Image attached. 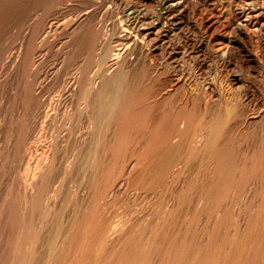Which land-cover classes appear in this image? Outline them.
Segmentation results:
<instances>
[{"label":"rangeland","instance_id":"1","mask_svg":"<svg viewBox=\"0 0 264 264\" xmlns=\"http://www.w3.org/2000/svg\"><path fill=\"white\" fill-rule=\"evenodd\" d=\"M172 3L173 0H64V2L63 0H0V122H2L3 119V125L0 129V146L5 139V133H8L12 130L14 137L18 136V150L21 152L20 153L16 149V151L12 153H15V157L20 156L21 158L24 153L23 146L27 144V141L34 142L35 136H37L41 131H52V129L48 128V126H44L42 124L43 120L46 119V107L48 109L49 102L58 98L60 94L66 93L64 89L66 90V88L72 84L71 82L74 81L76 75H80L82 81L87 83L88 80L92 81V79L98 76L96 73L97 70L100 71V68L102 67H109L110 62L108 61H111L109 59L112 57V53H114L116 48L123 46L119 45L121 42H123L121 40V36L127 32H130L127 21H125L126 13L134 12L138 16H145L146 22L153 21L158 27L157 30L160 31L158 36L159 38L157 37L158 41H156V39V42H152L153 45L146 42L143 44V46H141L142 43L140 42L137 47H131L127 58L122 59V61H124L123 64H125V70L121 74V78L113 80L104 91L107 98L116 96L118 99V103H115L114 105H117L115 107L119 108L118 110L115 107L113 109H115V112L120 115L119 120L123 127L122 129L124 133L119 153L120 155L118 154L120 158L116 162L115 153L117 149H115L116 146H113L112 129L114 127L115 118L117 119V116L119 115L112 110L113 113L107 116L108 120L106 122L108 131L105 137L106 143H103V145L105 144L103 149L105 150L106 147L107 149L105 150L106 152L102 154L103 157H105L103 158L104 160H102L104 161V168L107 173L105 199L109 212L107 210L106 213L108 214H106V217L109 221L116 220L115 225L117 228L130 235L129 236L126 235V233L121 232L122 234H120V238H112L111 241H109L111 244H109V249L112 251L115 249L119 254L128 255L134 249V244L136 245L138 243L139 253H141L142 258L145 260L144 264H178V257L180 256L177 257L174 255L177 253V255H183L187 252V255H185L186 264H227V261L228 264H264V258L260 256V250L255 248V243H258L261 237L264 236V227L262 229L254 227L257 212L259 211L261 205H263L262 201H264V178L261 184L259 182L262 178V170L260 173V169L262 167L260 164L258 166V173L260 174H258L257 171L253 172L251 169L252 163L250 162L252 161L248 162L250 159H255V154H253V152L256 151L257 154V151L262 148V144L264 143V116L261 117L264 115V0H184V4L186 5L184 6V11H186V13L188 12L187 14L189 16L181 20L177 17V15H175L177 12L170 13V15L167 12V9H163L167 8L169 4L171 5ZM254 8L258 9L257 13L255 12ZM85 10L86 12H89L87 13L88 15L86 14ZM146 11H148V13ZM146 13L149 15L147 16ZM86 15L89 17L86 18ZM233 15L236 16V20L238 22L233 20ZM84 17L86 19H84ZM150 17L154 20L150 19ZM245 19H248L253 23H255L254 21L256 20L258 21L255 23V28L258 29V31L255 29V31L258 32L257 34H255L256 32L253 31V27L246 28L242 25H239L241 23L243 24ZM53 20L54 22L56 21L59 23L62 21L64 25H67L71 22L78 23L80 21L81 23L84 22V25L80 23L81 26L79 25L78 29L75 31L77 33L74 31L68 32L66 29H59L56 30V32H50L47 37H45L44 34L40 36L38 34V30L41 29V27H38L43 26L40 23L51 22ZM244 28L248 29V31ZM70 32L74 34L72 35ZM30 37H34V41ZM154 37L155 35H152V38ZM41 39L46 40H44V42H40ZM41 43H44V45ZM37 44L44 47H40L35 51L36 47L34 46V48L33 45L38 46ZM101 49L104 50L101 52ZM216 49L219 51H216ZM34 52L36 54H34ZM8 55H13L14 57L19 55V60L21 61L22 59L20 62L22 65H19L18 68H10L9 65L4 66L1 61L5 60V57H8ZM33 58L36 59L35 61L37 65L35 63V65L32 66L31 62ZM63 59L64 62L62 61ZM101 61H103V63H100ZM5 69L9 70L6 71ZM34 70H36V72ZM4 72H6L7 75ZM42 72H48L46 81L37 77L42 75ZM207 82L213 83L214 90L216 89L215 91L217 92V97L212 96L213 94H211L209 90H205ZM64 84L67 85L65 86ZM180 84L183 85L181 86ZM83 91L84 93H88V89H81L79 93H83ZM168 91L171 92L169 93ZM194 94L196 96L198 95L197 97L199 98L194 96ZM139 98L142 99L140 100ZM44 101H46V103ZM194 101L199 102V104L197 102L194 103ZM74 103L73 106H76V99ZM194 104L197 106L195 105L194 107ZM209 105H212L210 110L208 109L210 107ZM41 107L42 109H40ZM174 107L176 109H174ZM188 107L190 109H188ZM182 110L189 112V114L194 117V125L199 122V118L202 120V116L206 115V112L207 120L208 115L215 116L216 114H224V116L225 114H228L231 118L228 115L226 116L227 120L224 125L227 126H223L224 128L222 127V129L225 130H222L221 135H218V137L222 135L223 137H217L216 143L214 145L215 147L213 146L211 153L202 151L199 153V155L193 154L183 160L184 164L182 162L176 163L177 165L173 164L172 161L174 160L175 156L179 157L180 155L174 154V157L173 155L169 157L172 163L169 162L168 164L165 160L166 162H162L163 165L160 166L163 169L158 167L160 171L158 168H155V170L157 169L158 171H155L154 168H152L149 170L152 173L146 169H142L143 172L141 170L140 173V168H142L141 166L144 163L142 160L140 161V158L146 156V158L149 159L153 155L152 153L150 154L146 152V148H149L147 147L149 146L147 144H150L151 142L149 141L151 140V136L155 137V135L159 134L162 130H169L172 125L171 117L173 118V116ZM13 111H15L17 114ZM232 111L234 114H232ZM62 112L63 111H60L59 114L57 113L53 130L55 132L59 131L63 137L65 136V142L63 144L66 147H60L62 151L60 149L58 151L59 155H57L56 165L43 183V197L41 201L37 203L38 205H36L37 207L33 213L31 214L30 212L26 217L28 223L30 221L31 223H29V235L26 239H24V242L26 245H28V247H31L32 252L26 256L18 257L12 252L9 253V251L4 250L6 245L9 246L13 244L14 241L13 238L9 239V229L8 227H4L2 223L0 225V264H74L73 262L78 256L77 253L75 254V246H73V250H69L68 246L66 245H64L65 248L63 250L60 249L62 247V239H65L71 235L69 231L75 232V228L73 230V226L71 224L73 222H78L82 218V213L85 210L84 205H86V201H84L82 197L83 193L87 192V189L92 188L91 192L94 194V199L98 194V186L96 184L97 178L95 175H97L99 171L100 165H98V163L101 164V160L100 157L96 155V140L95 142L93 141L90 145L91 147L88 148V151L90 149V153L86 152V149L77 150L79 153L74 151V136L78 134V131L80 132L81 129H83L85 125L83 122L84 119L82 120L81 113L77 111V113L75 112V117L73 116L74 119L72 117L70 122L66 124V119ZM197 113L198 116L196 115ZM43 114H45V116ZM258 115L259 117H257ZM196 117L199 118L196 119ZM161 122L162 125L160 124ZM197 125L200 126L201 124ZM247 130L250 132L253 131V133L257 130L259 135L257 132H255V134H250ZM261 132L263 133L262 135L260 134ZM243 138L245 141L242 140ZM247 138H249L251 141ZM175 139L177 138L174 137V139H171V145H176L178 140L176 141ZM173 140L176 142H173ZM256 140L262 141L257 142ZM247 141L249 144L246 143ZM255 147L257 148L255 149ZM142 151L144 153H142ZM74 152L77 154L76 156L74 155ZM12 153L10 160L15 158ZM104 154L106 155L104 156ZM222 155L227 156L224 157ZM73 156H75V158L78 156V159L75 161V163H77L74 168L72 159ZM245 156L247 157V162L244 161L246 160ZM14 160L16 161V159H12V162H10L11 164L13 163L12 166L10 164L8 167L6 166V169H9V173H11V171L13 173L19 170L18 168L22 167L21 165H23L21 163L22 160L17 158L18 162L21 164H19L17 161L14 163ZM170 164H172L174 167ZM131 166H133V168ZM243 166L245 167L243 168ZM128 168L130 169V173ZM164 168L168 170L166 171ZM7 170L4 168L0 175L5 174V172L8 174ZM163 170L166 172L163 173ZM146 171L152 176H149L150 174L148 177L146 176V182L144 179L142 180L144 183L142 182L141 184V181L137 180L139 177L137 175L139 173L147 174ZM155 172L157 173L155 174ZM166 175L168 176L166 177ZM253 175L255 176L253 177ZM136 176L137 178H135ZM152 177H154V179H150ZM225 177H227V179ZM117 178L118 182H121L125 179L124 181L127 180V183L123 181L124 184L121 187V192L118 195V198L115 199L113 197V200L110 198L113 196L111 191L115 187L114 184ZM152 180L154 183L149 184V181ZM155 180H158V183L155 182ZM58 183H60L58 195L59 206H57V210L55 209V211L49 212V209L45 208L43 205L44 197L46 196H44V193L47 194L52 186ZM141 186L143 187L141 188ZM1 189H3V187ZM248 190H250V192ZM163 193L165 194L163 195ZM226 196L228 199H226ZM176 198L179 199L177 200ZM222 202L225 204L223 205ZM41 203L45 209H42L43 206ZM220 205L222 206L220 207ZM231 205H233V207ZM180 209H182V216L181 213H178L180 212ZM184 210L186 211L185 214ZM176 213H178V215ZM30 214L33 216L32 218ZM74 214L75 218H73ZM218 215L220 216L218 217ZM221 220L222 222H220ZM169 221H173L171 225V222ZM175 221L177 224L174 223ZM162 222L163 226L160 227ZM138 224L141 225L138 226ZM49 226L52 227L50 228ZM64 227H66V230ZM243 227H245V230H243ZM69 228L72 229L69 230ZM152 228L155 231H152ZM247 228H249V230ZM49 229L53 234L49 231ZM157 229H159V231ZM165 229L168 230L166 231ZM180 229L181 231H179ZM139 231H143L142 234L144 235H141ZM145 232L148 233L145 234ZM149 232L153 234H149ZM159 232L163 235H161ZM32 233L35 235V237L34 235L32 236ZM211 234L213 235L211 236ZM232 234H234V238ZM140 236L143 237L141 238ZM180 236L182 237L180 238ZM174 239H177V242H175ZM178 239L181 242L179 241L178 243ZM189 239L193 241L189 242ZM171 240L174 242L172 243ZM187 241L189 244H186L188 243ZM75 242L76 241H74V243ZM218 243H223L220 244L222 246L220 247L221 250L218 248ZM250 243L253 245L252 247L250 246ZM176 244H179V246ZM147 245L149 247L148 249ZM157 246H159V248L161 246L160 251ZM175 246L178 247L176 250L174 249ZM140 247H142V249ZM225 248H227V250H225L226 252L223 250ZM181 249H184V252L181 251ZM149 250L152 254L149 252ZM173 250H175L174 255ZM198 250H200L201 254H203L202 260H194V254L197 253ZM166 253L167 256H165ZM169 254H171L172 257H169L171 256ZM204 254L206 255L204 256ZM175 258H177L176 261H174ZM116 264H118V262H116Z\"/></svg>","mask_w":264,"mask_h":264},{"label":"bare ground","instance_id":"2","mask_svg":"<svg viewBox=\"0 0 264 264\" xmlns=\"http://www.w3.org/2000/svg\"><path fill=\"white\" fill-rule=\"evenodd\" d=\"M94 1V0H93ZM168 1V0H167ZM64 2V0H63ZM165 3V2H164ZM68 5V4H67ZM172 5V6H171ZM169 4V6L167 8H163V9H167V12L170 14V13H173V12H177V17L181 19H185L187 16H189L186 11H184V6H186L184 4V0H173V3L172 4ZM97 6V5H96ZM98 7V6H97ZM165 7V5H164ZM245 7V6H244ZM258 7V5H257ZM261 8V7H259ZM136 9V8H135ZM253 9V8H252ZM255 9V8H254ZM94 11V10H93ZM251 11V10H250ZM262 11V10H261ZM86 12V10H85ZM84 12V13H85ZM148 13V11H146ZM165 12V13H167ZM255 12L257 13L258 12V9H255ZM83 13V14H84ZM89 13L88 11L86 12V14ZM146 13V14H147ZM249 13V12H248ZM253 13V12H252ZM82 14V15H83ZM236 14V13H235ZM234 14V15H235ZM85 15V14H84ZM88 15V14H87ZM86 15V16H87ZM123 15V14H122ZM149 14H147L148 16ZM171 15V14H170ZM233 15V16H234ZM48 16V15H47ZM153 16V15H152ZM226 16V15H225ZM232 16V17H233ZM251 16L253 17V15L251 14ZM258 16V15H257ZM262 16V15H261ZM80 17V16H79ZM89 16H87L86 18H88ZM125 17H126V20L127 21V24H128V27H129V31L130 32H127L125 33L123 36H121V40L123 42H121L119 45H123L122 47H119V48H116L114 50V53H112V57L109 59L111 61H108L110 62L109 64V67L106 66V68H100V71H96V73L98 74V76H96L94 79H92V81H89L86 83L84 81H82V78L80 77V75H76V77L74 78V81H72L69 85L68 88H66V90L64 89V91L66 93H62L60 94V96L52 101L49 102L48 104V109L46 107V119L43 120L42 124L44 126H48V128L52 129L49 130V131H41L39 132V134L37 136H35V140L34 142H28L27 141V144H25L23 146V149H24V153L22 155V159L19 157H15L16 155H14L15 153H12L14 151H16V149L18 150L19 149V142H18V139L17 137L18 136H15L14 137V134H13V131L11 130L10 132L8 133H5V139L3 141V143L1 144L0 146V173L1 171L5 168L6 169V166L8 167L9 164L12 166V164L10 162H12V159H16V161L18 162L17 158L22 160V164L21 165L22 167L18 168L19 170L15 171L12 173H9L8 170H7V173L5 172V174H2L0 175V187L3 189L0 188V225L2 224L4 227H8V234H9V239L10 238H13V244L7 246L6 244V247L4 248V250L6 251H9L12 252L15 256H18V257H21V256H26L27 254H29L30 252H32V249L31 247H28V245H26V243L24 242V239L27 238V236L29 235V231H30V226H29V223H31V221L28 223V221L26 220L27 218V215L31 212V214L33 213V211L36 209V205H38L37 203L41 201L42 197H43V193H42V186H43V183L45 182L46 178L49 176V174L51 173L52 169L55 167L56 165V160H57V155L58 154V151L60 149V147L62 148L63 146H65L63 143L65 142V136L63 137V135H61L58 132H55L53 129H54V123H55V120H56V116H57V113L59 114L60 111H63V115L66 119V124L70 122V120L72 119V117L75 114V112L77 113V111H79L82 115V120L84 119V127L83 129H81V131L79 132L78 131V134H76V136H74V146H75V150L77 153H79L77 150H82V149H86L88 153H90V149L88 151V148H90L92 142L96 140V148H97V154L99 157H100V160L98 158V160L100 161L101 164L98 163L99 166V171L97 173L96 176V184L98 186V194L97 196L95 197V199L93 198V195L92 192H91V189L92 188H89L87 189V192H84L82 197L84 199V201H86V205L85 206V210L83 211L82 213V218L78 221V222H73L71 225L73 226V230L75 228V232L73 234V232L69 231V233L71 234L69 237H66L65 239H62V247L60 248L61 250H63L65 248L64 245L68 246V249L69 250H73V246H75V254L77 253V257L75 259V261L73 262L74 264H112V263H115L118 262V264H144V259L142 258V255L141 253H139V245L138 243L135 245L134 244V249L130 250V254L128 255H122V254H119L115 249L112 251L109 249V241H111V239L113 238H120V234H122L121 232H123L121 229H118L117 226L115 225V221L114 220H111L109 221L106 217V213L107 212V202H106V199H105V186H106V180H107V173L105 171V168H104V159L105 157H103V153L106 152L103 148H104V145L103 143L105 141V137H106V133L108 131L107 129V120H108V115L113 113L112 110L115 112V109H113L115 106L117 105H114L115 103H118V99L117 97H106L104 91L106 89V87H108V85L113 81V80H116L118 78H121V74L123 73V71L125 70L124 69V61H122V59L124 58H127V56L129 55V51L131 50V47H137L140 42L142 43L141 46H143L144 43H149L151 45L152 42H154L157 37L159 36V30H157V26L156 24L152 21V22H146V17L145 16H138L137 14H135L134 12H130V13H126L125 14ZM155 17V16H154ZM171 17H174V16H171ZM240 17V16H239ZM251 17V18H252ZM260 17V15H259ZM82 18V17H81ZM84 17V19H86ZM176 18V17H175ZM250 18V17H249ZM256 18V16H255ZM44 19V18H43ZM42 19V20H43ZM48 19V18H47ZM77 19V18H76ZM91 19V18H90ZM150 19H152L150 17ZM233 19V18H232ZM242 19V18H241ZM50 20V18H49ZM154 20V19H152ZM160 20V18H159ZM157 20V21H159ZM233 20H236V16H234V19ZM232 20V21H233ZM240 20V19H239ZM33 21V20H32ZM31 21V22H32ZM41 21V20H40ZM47 21V20H46ZM59 21V20H58ZM61 21V20H60ZM77 21V20H76ZM88 21V19H87ZM86 21V22H87ZM156 21V22H157ZM164 21V20H163ZM183 21V20H182ZM237 21V20H236ZM36 22V21H35ZM38 22V21H37ZM43 22V21H42ZM62 22V21H61ZM59 23V22H54L51 21V22H44V23H40L41 25L43 26H39L38 28L41 27V29L38 30V34L41 36L44 34L45 37H47V35L50 33V32H56V30H63V29H66L69 31H76L80 25V21L77 23H69V24H65L62 22V23ZM161 22V21H159ZM158 22V23H159ZM238 22V21H237ZM242 22V21H241ZM255 23L258 22L257 20L254 21ZM91 23V22H90ZM89 23V24H90ZM234 23V22H232ZM255 23H253L252 21L250 20H246L244 21V23L242 24H239V25H242L243 27H246V28H250V27H253L255 31ZM84 25V22L81 23ZM87 24V23H86ZM85 24V25H86ZM88 24V26H89ZM23 25V24H22ZM24 26V25H23ZM81 26V25H80ZM241 26V27H242ZM263 26V24H262ZM242 27V28H243ZM244 28L245 30L248 31V29ZM261 28V27H260ZM259 28V29H260ZM161 29V28H160ZM263 29V27H262ZM93 30V29H92ZM105 30V29H103ZM128 30V29H127ZM250 30V29H249ZM258 31V29H256ZM102 31V30H101ZM252 31V30H250ZM255 31L257 34L258 32ZM63 32V31H62ZM264 32V30H263ZM67 33V32H66ZM71 33V32H70ZM77 33V32H75ZM262 33V32H261ZM36 34V33H35ZM37 34V35H38ZM54 34V33H52ZM57 34H58V31H57ZM60 34H61V31H60ZM72 34V33H71ZM74 34V33H73ZM72 34V35H73ZM99 34V33H98ZM254 34V33H253ZM94 35V34H93ZM109 35V34H108ZM152 35H155L154 38H152ZM50 37V36H49ZM31 38V37H30ZM34 38V37H33ZM33 38H31L33 40ZM55 38V37H54ZM68 38V37H67ZM119 38V37H118ZM159 38V37H158ZM35 39V38H34ZM44 40L46 39H41L40 42H44ZM34 41V40H33ZM55 41V40H54ZM117 41V40H116ZM158 41V39L156 40ZM155 41V42H156ZM15 42V41H14ZM31 43V42H30ZM209 43V42H208ZM219 43V42H218ZM34 44V43H32ZM36 44V43H35ZM42 45H44V43H41ZM38 46L36 45H33V47L35 48V51L37 49H39L40 47H44V46H39V44H37ZM118 45V44H117ZM27 46V45H26ZM102 46V45H101ZM140 46V47H141ZM148 46V44H147ZM158 46V45H157ZM18 47V46H17ZM32 47V49H33ZM139 47V48H140ZM145 47V46H144ZM31 48V47H30ZM151 48V47H150ZM153 48V47H152ZM157 48V47H156ZM4 49V48H3ZM48 49V48H47ZM71 49V48H70ZM158 49V48H157ZM104 50V49H103ZM101 49V52L103 51ZM134 50V49H133ZM141 50V48H140ZM149 50V49H148ZM147 50V51H148ZM143 51V50H142ZM141 51V53H142ZM151 51V50H150ZM215 51V50H213ZM216 51H219L218 49H216ZM215 51V52H216ZM22 52V51H21ZM33 52V51H32ZM31 52V53H32ZM66 52V51H65ZM68 52V51H67ZM24 53V52H22ZM30 53V54H31ZM63 53V52H62ZM106 53V52H105ZM148 53V52H147ZM218 53V52H216ZM26 54V52H25ZM29 54V56H30ZM34 54H36L34 52ZM33 54V55H34ZM40 54V53H38ZM64 54V53H63ZM102 54V53H101ZM137 54V53H136ZM17 55V54H16ZM22 55V54H21ZM109 55V54H108ZM163 55V54H162ZM23 57V56H22ZM21 57V58H22ZM96 57V55H95ZM104 58V57H103ZM130 58V57H129ZM138 58V57H137ZM20 57L19 55L14 57L13 55H8V57L6 56L5 57V60L1 61V63H3L4 66H8L10 68H18L19 65H22L20 64L21 61L19 60ZM34 59V60H33ZM32 59V66L35 65L36 63V59L33 58ZM39 59V58H38ZM69 59V58H68ZM139 59V58H138ZM26 60V59H25ZM28 60V59H27ZM98 60V59H97ZM104 60V59H103ZM24 61V60H23ZM30 61V60H29ZM41 61V60H40ZM64 62V59L62 60ZM126 61V59H125ZM139 61V60H138ZM30 63V64H31ZM71 63V62H70ZM100 63H103V61H101ZM37 65V63H36ZM39 65V64H38ZM55 65V64H54ZM31 66V65H30ZM131 66V65H129ZM1 67V66H0ZM71 67V66H70ZM100 67V66H99ZM3 68V67H2ZM81 68V67H80ZM1 69V68H0ZM4 69V68H3ZM31 69V68H30ZM36 69V68H34ZM39 69V68H38ZM92 69V67H91ZM6 71H8L7 69H5ZM12 70V69H11ZM25 70V69H24ZM45 70V69H44ZM58 70V69H57ZM61 70V69H60ZM21 71V70H20ZM28 71V70H27ZM36 72V70H34ZM54 71V70H53ZM11 72V71H9ZM8 72V74H9ZM39 72V71H38ZM56 72V71H55ZM54 72V73H55ZM82 72V71H81ZM127 72V71H126ZM211 72V71H210ZM6 73V72H4ZM3 73V74H4ZM43 73V72H42ZM51 73V72H50ZM89 73V72H88ZM57 74V73H56ZM7 75V73H6ZM5 75V76H6ZM12 75V74H10ZM39 75V74H38ZM96 75V74H95ZM201 75V74H200ZM36 76V75H35ZM34 76V77H35ZM86 76V75H85ZM39 77V79L41 80H45L47 79L48 77V72H44L42 75H39L37 76ZM72 77V76H71ZM91 77V76H90ZM5 78V77H4ZM29 78V77H28ZM86 78V77H85ZM36 79V78H35ZM50 79V78H49ZM73 79V78H72ZM179 79V78H178ZM199 79V78H198ZM53 80V79H52ZM71 80V79H70ZM200 80V79H199ZM8 81V80H7ZM29 81V80H28ZM38 81V80H37ZM44 81V82H45ZM150 81V80H149ZM191 81V80H190ZM148 82V81H147ZM194 82V81H193ZM8 83V82H7ZM46 83V82H45ZM44 83V84H45ZM53 83V81H52ZM59 83V82H58ZM68 83V82H67ZM54 84V83H53ZM61 84V83H60ZM156 84V82H155ZM177 84H178V81H177ZM194 84V83H193ZM215 84V83H214ZM20 85V84H19ZM65 85V84H64ZM67 85V84H66ZM65 85V86H66ZM119 85V84H118ZM176 85V83H175ZM174 85V86H175ZM181 85V84H180ZM183 85V84H182ZM181 85V86H182ZM207 86L205 87V90H209L211 94H213L212 96H216L217 97V92L214 90V87H213V83L212 82H207L206 84ZM63 86V87H65ZM23 87V86H22ZM46 87V86H44ZM60 87V86H59ZM185 87V86H184ZM48 88V87H47ZM90 88V89H89ZM180 88V87H179ZM36 89V88H35ZM63 89V88H62ZM81 89H88V93H79V91ZM174 89V88H173ZM176 89L178 90V88L176 87ZM184 89V88H183ZM37 90V89H36ZM78 90V91H77ZM109 90V89H108ZM156 90V89H155ZM170 90V89H169ZM172 90V89H171ZM78 93H77V92ZM110 91V90H109ZM107 91V92H109ZM122 91V90H121ZM125 91V89H124ZM69 92V93H68ZM72 92V93H71ZM115 92V91H114ZM155 92V91H154ZM169 92V91H168ZM171 92V91H170ZM169 92V93H170ZM175 92V91H174ZM186 92V91H185ZM192 92V91H191ZM200 92V91H199ZM206 92V91H205ZM173 93V92H172ZM193 93V92H192ZM16 94V93H15ZM27 94V93H26ZM119 94V93H117ZM168 94V93H167ZM178 94V93H176ZM55 95V94H54ZM116 95V94H115ZM189 95V93H188ZM191 95V94H190ZM224 95V94H223ZM18 96V95H17ZM22 96V95H21ZM43 96V95H42ZM193 96V94H192ZM194 96H196L194 94ZM198 96V95H197ZM196 96V97H197ZM204 96V95H203ZM222 96V95H221ZM30 97V96H29ZM53 97V96H52ZM144 97V96H143ZM142 97V98H143ZM154 97V96H153ZM158 97V96H157ZM168 97V96H167ZM185 97V96H184ZM182 97V98H184ZM17 98V97H16ZM54 98V97H53ZM110 98V99H109ZM141 98V99H142ZM145 98V97H144ZM199 98V97H197ZM204 98V97H203ZM209 98V97H208ZM220 98V97H218ZM75 99H76V102H77V105L76 106H73L75 103ZM122 99V98H121ZM140 99V98H139ZM140 99V100H141ZM176 99V98H175ZM187 99V98H186ZM193 99V97H192ZM228 99V98H227ZM19 100V98H18ZM24 100V99H23ZM29 100V99H28ZM31 100V99H30ZM44 100V99H43ZM183 100V99H182ZM195 100V99H194ZM197 100V99H196ZM4 101V100H3ZM7 101V100H6ZM10 101V100H9ZM34 101V100H33ZM36 101V100H35ZM41 101H42V98H41ZM146 101V100H145ZM181 101V100H180ZM187 101V100H185ZM191 101V100H190ZM189 101V102H190ZM220 101V100H219ZM1 102V101H0ZM12 102V101H11ZM20 102V101H19ZM46 103V101H44ZM140 102V101H138ZM136 102V103H138ZM150 102V101H149ZM178 102V101H177ZM182 102V101H181ZM180 102V103H181ZM193 102V100H192ZM197 102V101H196ZM194 101V103H196ZM210 102V101H209ZM8 103V102H7ZM37 103V102H36ZM44 103V104H45ZM74 103V104H73ZM175 103V102H174ZM183 103V102H182ZM185 103V102H184ZM199 104V102H197ZM228 103V102H227ZM179 104V103H178ZM193 104V103H192ZM208 104V103H206ZM32 105V104H31ZM40 105V104H39ZM196 104H194V107H195ZM246 105V104H245ZM3 106V105H2ZM13 106V105H12ZM16 106V105H15ZM41 106V105H40ZM73 106V108H72ZM119 106V104H118ZM141 106V105H140ZM173 106V104H172ZM182 106V104H181ZM192 106V105H191ZM197 106V105H196ZM207 106V105H206ZM210 106V105H209ZM212 106V105H211ZM211 106L208 108L210 110ZM223 106V105H222ZM138 107V106H137ZM15 108V107H14ZM116 108V107H115ZM119 108V107H118ZM118 108H116L118 110ZM178 108V107H177ZM198 108V107H197ZM18 109V108H17ZM42 109V107L40 108ZM131 109V108H130ZM129 109V110H130ZM134 109V108H133ZM174 109H176L174 107ZM179 109V108H178ZM188 109H190L188 107ZM195 109V108H194ZM35 110V109H34ZM173 110V109H172ZM192 110V109H191ZM212 110V109H211ZM1 111V110H0ZM17 111V110H16ZM52 111V112H51ZM157 111V110H156ZM171 111V110H170ZM213 111V110H212ZM6 112V111H5ZM14 113H16L15 111H13ZM51 112V113H50ZM192 112V111H191ZM198 112V111H197ZM230 112V111H229ZM261 112V111H260ZM41 113V112H40ZM39 113V114H40ZM79 113V114H80ZM117 113V112H115ZM130 113V111H129ZM128 113V115H129ZM132 113V112H131ZM169 113V112H168ZM215 113V112H213ZM17 114V113H16ZM118 114V113H117ZM171 114V113H170ZM204 114V113H203ZM232 114L233 111H232ZM231 114V115H232ZM42 115V113H41ZM45 116V114H43ZM119 115V114H118ZM127 115V117H128ZM165 115V114H164ZM193 115V114H192ZM198 116V113L196 114ZM202 115V114H201ZM206 115H207V112H206ZM206 115H203L202 116V120L201 118L199 117H196L199 118L201 120H199L198 123H196V125H194V117L191 116V114H189V112H186L184 110H182L181 112L177 113L175 116H173V118L171 117V120H172V125H171V128H169V130L167 131H161L159 134L155 135L154 136H151V141L150 144H147L149 146V148H146V152L147 153H152V157H150L149 159L145 157L143 158H140V161L142 160L144 163L142 164V168H140V173H141V170H151L152 168H162L160 167L162 164V162H166L169 164V162H171V159L169 157H171V155H173L174 157V154H177V155H180L179 157H174V160L172 161L173 164L177 165L176 163H182L184 164V161L185 158H187L188 156H191L193 154H196V155H199L200 152H207V153H211L212 150H213V146L215 145L216 143V139L218 137V135L220 134L221 135V131L222 130H225V129H222L223 126H225V122L227 120V115L228 114H224L223 115H208V120L206 119ZM32 116V114H31ZM229 116V115H228ZM264 115H262L261 117H263ZM14 117V116H13ZM75 117V116H74ZM73 117V119H74ZM112 117V116H111ZM118 118L116 119L115 118V123H114V127H113V131H112V140H113V146H116L115 149H117L116 153L114 151V153L116 154L115 156V160L117 162V160H119V156L118 154L120 153V148H121V144H122V140H123V137H124V133H123V127L121 125V122H120V115L117 116ZM166 117V116H165ZM230 117V116H229ZM228 117V118H229ZM255 117V116H253ZM259 117V115L257 116ZM8 118V117H7ZM19 118V117H18ZM32 118V117H31ZM107 118V119H106ZM231 118V117H230ZM229 118V120H230ZM22 119V118H21ZM37 119V118H36ZM78 119V118H77ZM260 119V118H259ZM258 119V120H259ZM264 119V118H263ZM12 120V119H11ZM63 120V119H61ZM114 120V119H113ZM228 120V121H229ZM34 121V120H33ZM74 121V120H73ZM161 121V120H160ZM262 121V120H261ZM260 121V123H261ZM264 121V120H263ZM57 122V121H56ZM79 122V120H78ZM159 122V121H158ZM163 122V121H162ZM162 122L160 123L162 125ZM244 122V121H243ZM23 123V122H22ZM29 123V122H28ZM59 123V122H58ZM233 123V122H232ZM258 123V122H257ZM7 124V123H6ZM24 124V123H23ZM65 124V125H66ZM181 124V125H179ZM197 124H201L200 126L197 125ZM251 124V123H250ZM3 125V119H2V122H0V129L2 128L1 126ZM64 125V124H63ZM170 125V124H168ZM5 126H8V125H5ZM60 126V125H59ZM124 126V125H123ZM158 126V124H157ZM227 126V125H226ZM225 126V127H226ZM264 126V125H263ZM262 126V127H263ZM12 127V126H11ZM15 127V126H14ZM20 127V126H19ZM67 127V126H66ZM231 127V126H230ZM167 128V127H166ZM224 128V127H223ZM234 128V127H233ZM255 128V127H254ZM15 129V128H14ZM17 129V128H16ZM56 129V128H55ZM79 129V128H78ZM77 129V130H78ZM158 129V128H157ZM240 129V128H239ZM245 129V128H244ZM247 129V128H246ZM253 129V128H252ZM43 130V129H42ZM60 130V129H59ZM15 131V130H14ZM248 131V130H247ZM262 131V130H261ZM75 132V131H74ZM137 132V131H136ZM250 134H255V132H257V130L253 133L248 131ZM3 133V132H2ZM143 133V132H142ZM158 133V132H157ZM225 133V132H224ZM229 133V132H228ZM264 133V132H263ZM262 132L260 133L261 135L263 134ZM74 134V135H75ZM147 134V133H146ZM250 134H249V137H250ZM258 134V132H257ZM17 135V134H16ZM225 135V134H224ZM259 135V134H258ZM226 136V135H225ZM174 137H176L177 139H175L176 141L178 140V142L176 143V145H171V139ZM220 137H223L220 136ZM218 137V138H220ZM230 137V136H229ZM228 137V139H229ZM242 137V136H241ZM256 138V137H255ZM34 139V138H32ZM249 139V138H247ZM262 139V137H261ZM30 140V139H29ZM173 140V142L175 141ZM244 140V138L242 139ZM250 140V139H249ZM248 140V141H249ZM146 141V140H145ZM175 141V142H176ZM245 141V140H244ZM248 141L246 143H248ZM251 141V140H250ZM257 141V140H256ZM262 141V140H261ZM261 141H257V142H261ZM263 143V142H262ZM239 144V143H238ZM244 144V143H243ZM249 144V143H248ZM247 144V145H248ZM257 144V143H256ZM144 145V144H143ZM142 145V146H143ZM217 145V144H216ZM246 145V144H245ZM244 145V146H245ZM95 146V145H94ZM229 146V145H228ZM254 146V145H253ZM66 147V146H65ZM215 147V146H214ZM221 147V146H220ZM243 147V146H242ZM247 147V146H246ZM249 147V145H248ZM222 148V147H221ZM257 147H255L256 149ZM130 149V148H129ZM228 149V148H227ZM230 149V148H229ZM249 149V148H248ZM254 149V150H255ZM61 150V149H60ZM142 150V149H141ZM233 150V149H231ZM230 150V151H231ZM20 152V150H18ZM62 151V150H61ZM221 151V150H220ZM242 151V150H241ZM240 151V152H241ZM251 151V149H250ZM253 151V150H252ZM248 152V151H246ZM11 153L14 155L15 158H12L10 160V156H11ZM21 153V152H20ZM70 153V152H69ZM75 153V152H74ZM138 153V152H137ZM142 153H144L142 151ZM219 153V152H218ZM244 153V152H243ZM114 154V155H115ZM249 154V153H248ZM253 154H255V159H250L248 160L249 161H252L250 163H252L251 165V169L253 172H256L258 173V166L260 164V166L262 167L260 169V173H261V170H262V178L261 180L259 181L261 184H262V180L264 178V143L262 144V148H260V150L257 151V154H256V151L253 152ZM75 156L77 155L76 153L74 154ZM106 154H104L105 156ZM120 155V154H119ZM156 155V156H154ZM247 155V153H246ZM17 156H18V153H17ZM69 156V155H68ZM75 156H73L75 158ZM80 156V155H79ZM87 156V155H86ZM92 156V155H91ZM97 156V157H98ZM141 156V155H140ZM151 156V155H150ZM224 156V155H222ZM221 156V157H222ZM227 156V155H226ZM224 156V157H226ZM248 156V155H247ZM250 156V155H249ZM63 157V156H62ZM73 159V168L74 166L76 165L75 161L76 159H78L77 157ZM88 157V156H87ZM220 157V158H221ZM223 157V158H224ZM240 157V156H239ZM246 157V156H245ZM66 158V157H65ZM135 158V157H134ZM139 158V157H138ZM196 158V157H195ZM198 158V156H197ZM244 158V157H243ZM242 158V159H243ZM249 158V157H248ZM251 158V157H250ZM70 159V160H72ZM96 159V157H95ZM103 159V160H102ZM170 159V161H169ZM19 160V161H20ZM83 160V159H82ZM93 160V159H92ZM91 160V161H92ZM133 160V159H132ZM166 160V161H165ZM210 160V159H209ZM14 160V163L16 162ZM138 161V160H136ZM148 161V162H147ZM175 161V163H174ZM197 161V160H196ZM199 161V160H198ZM206 161V160H205ZM245 162H247V157H246V160H244ZM146 162V163H145ZM171 162V163H172ZM186 162V161H185ZM203 162V160H202ZM220 162V161H218ZM240 162V161H239ZM19 163V162H18ZM19 163V164H21ZM121 163V162H120ZM141 163V162H139ZM165 163V164H166ZM210 163V162H209ZM189 164V163H187ZM239 164V163H238ZM86 165V164H85ZM135 165V164H134ZM172 165V164H170ZM186 165V164H185ZM184 165V166H185ZM229 165V164H228ZM10 166V168H11ZM19 166V165H18ZM17 166V167H18ZM66 166V165H65ZM129 166V165H127ZM126 166V167H127ZM168 166V165H166ZM165 166V167H166ZM173 166V165H172ZM188 166V165H187ZM222 166V165H221ZM71 167V166H70ZM98 167V166H97ZM133 168V166H131ZM140 167V166H139ZM174 167V166H173ZM234 167V166H233ZM245 166H243L244 168ZM250 167V166H249ZM82 168V167H80ZM118 168V167H117ZM131 168V169H132ZM158 168V169H159ZM170 168V167H169ZM180 168V167H179ZM184 168V167H183ZM220 168V167H219ZM12 169V168H11ZM96 169V168H95ZM129 169V168H128ZM137 169V168H136ZM163 169V168H162ZM200 169V168H199ZM225 169H226V165H225ZM125 170V169H124ZM139 170V168H138ZM142 170V172H143ZM164 170H166L164 168ZM163 170V173H165ZM188 170V169H187ZM185 170V171H187ZM242 170V169H241ZM93 171V170H92ZM146 171V172H147ZM155 171H158L157 169ZM160 171V169H159ZM200 171V170H199ZM4 172V171H3ZM139 172V171H138ZM137 172V173H138ZM150 173H152L151 171H149ZM242 172V171H241ZM252 172V173H253ZM129 173H130V169H129ZM139 173V174H140ZM147 172V174L145 173H142V174H138L137 176L138 177V181H141L140 183L142 184V182L144 183V180L146 178V176L148 177V175L150 174ZM157 172H155L156 174ZM168 173V172H167ZM251 173V174H252ZM258 173V174H260ZM120 174V173H118ZM136 174V173H135ZM223 174V173H222ZM244 174V173H243ZM250 174V175H251ZM159 175V174H158ZM164 175V174H163ZM180 175V174H179ZM242 175V174H241ZM246 175V173H245ZM257 175V174H256ZM137 176L135 178H137ZM149 176H152L151 174ZM168 175H166L167 177ZM234 176V175H233ZM255 175H253L254 177ZM83 177V176H82ZM132 177V176H131ZM156 177V176H155ZM175 177V176H174ZM248 177V176H247ZM258 177V176H257ZM71 178V177H70ZM124 178V177H123ZM161 178V177H160ZM163 178V177H162ZM177 178V177H176ZM227 179V177H225ZM224 178V179H225ZM252 178V176H251ZM150 179H154V177L150 178ZM149 179V180H150ZM157 179V178H156ZM219 179V178H218ZM242 179V178H241ZM254 179V178H253ZM91 180V179H90ZM125 180V179H124ZM123 180V181H124ZM129 180V179H128ZM160 180V179H158ZM158 180L155 182L158 183ZM250 180V179H249ZM80 181H83V180H80ZM112 181V180H111ZM121 181V182H118V178L115 182V187L114 189L111 191L112 193V198L113 197L115 199L118 198V195L120 194L121 192V187L122 185L124 184V182L126 181ZM153 181V180H152ZM149 181V184L151 183H154V181ZM256 181V180H255ZM132 182V181H131ZM145 182H146V179H145ZM163 182V181H162ZM218 182V181H217ZM225 182V181H224ZM223 182V183H224ZM253 182V180H252ZM50 183V182H49ZM83 183V182H82ZM127 183V182H126ZM138 183V182H137ZM136 183V184H137ZM139 183V184H140ZM222 183V184H223ZM238 183V182H236ZM235 183V184H236ZM60 183L58 184H55L54 186H52V188L47 192V194L44 193V206L45 208L49 209V212H52V211H55V209L57 208L58 205V195H59V189H60ZM148 184V185H149ZM179 184V183H178ZM194 184V183H193ZM252 184V183H251ZM47 185V184H46ZM135 185V183H134ZM138 185V184H137ZM145 185V184H143ZM157 185V184H156ZM160 185V183H159ZM167 185V184H166ZM165 185V186H166ZM188 185V184H187ZM234 185V184H233ZM255 185V184H254ZM112 186V185H111ZM183 186V185H182ZM192 186V185H191ZM223 186V185H222ZM227 186V185H226ZM237 186V185H236ZM143 186H141L142 188ZM148 187V186H147ZM153 187V186H152ZM217 187V186H216ZM254 187V186H253ZM50 188V187H49ZM97 188V187H96ZM188 188V187H186ZM225 188V187H224ZM223 188V189H224ZM228 188V187H227ZM108 189V188H107ZM149 189V188H148ZM234 189V188H233ZM80 190V189H79ZM140 190V189H139ZM145 190V189H144ZM143 190V191H144ZM151 190V189H150ZM149 190V191H150ZM166 190V189H165ZM193 190V188H192ZM227 190V189H226ZM86 191V190H85ZM171 191V190H170ZM187 191V190H186ZM198 191V190H197ZM216 191V190H215ZM225 191V189H224ZM229 191V190H228ZM235 191V190H234ZM250 192V190H248ZM142 192V191H141ZM157 192V190H156ZM219 192V191H218ZM222 192V191H221ZM226 192V191H225ZM256 192V191H255ZM95 193V192H93ZM108 193H109V190H108ZM148 193V192H147ZM151 193V192H150ZM177 193V192H176ZM183 193V192H182ZM186 193V192H185ZM200 193V192H199ZM228 193V192H227ZM232 193V192H231ZM154 194V193H153ZM160 194V193H159ZM165 193H163L164 195ZM245 194V193H244ZM96 195V194H95ZM152 195V194H151ZM179 195V193H178ZM194 195V194H193ZM248 195V194H247ZM254 195V193H253ZM256 195V194H255ZM195 196V195H194ZM199 196V195H197ZM216 196V195H215ZM225 196V195H224ZM130 197V196H129ZM156 197V195H155ZM182 197V196H181ZM190 197V196H189ZM222 197V196H221ZM246 197V196H245ZM132 198V197H131ZM161 198V196H160ZM163 198V197H162ZM184 198V197H183ZM194 198V197H193ZM218 198V196H217ZM250 198V197H249ZM150 199V198H149ZM152 199V198H151ZM158 199V197H157ZM170 199V198H169ZM177 199V198H176ZM179 199V198H178ZM177 199V200H178ZM225 199V198H224ZM226 199L227 196H226ZM225 199V200H226ZM246 199V198H245ZM81 200V199H80ZM114 200V199H113ZM184 200V199H183ZM193 200V199H192ZM43 201V200H42ZM190 201V199H189ZM216 201V200H215ZM231 201V200H230ZM260 201V200H259ZM164 202V201H162ZM226 202V201H225ZM255 202V201H254ZM253 202V203H254ZM83 203V202H82ZM189 203V202H188ZM220 203V202H219ZM223 203V202H222ZM62 204V203H61ZM161 204V203H160ZM177 204V203H176ZM175 204V205H176ZM184 204V203H183ZM181 204V205H183ZM201 204V203H200ZM225 203H223L224 205ZM232 204V203H231ZM259 204V203H258ZM262 204L259 211L257 212V216L255 218V222H254V227L255 228H263L264 227V201H262ZM42 205V203H41ZM42 205V206H43ZM75 205V204H74ZM82 205V204H81ZM120 205V204H119ZM169 205V204H168ZM208 205V204H207ZM237 205V204H236ZM41 206V208H42ZM43 206L42 209H45ZM76 206V205H75ZM83 206V207H84ZM163 206V205H162ZM165 206V205H164ZM222 205H220L221 207ZM229 206V205H228ZM233 207V205H231ZM61 207V205H60ZM75 208V207H74ZM143 208V207H142ZM163 208V207H162ZM182 208V207H180ZM185 208V207H183ZM187 208H188V205H187ZM216 208V207H215ZM171 209H174V208H171ZM177 209V208H176ZM210 209V208H209ZM57 210V209H56ZM62 210V209H61ZM75 210V209H74ZM154 210V209H153ZM159 210V209H157ZM164 210V209H163ZM181 210L180 209L178 213H181ZM189 210V209H188ZM198 210V209H197ZM46 211V210H45ZM44 211V212H45ZM146 211V210H145ZM149 211V210H148ZM178 211V210H177ZM185 211V210H184ZM183 211V212H184ZM190 211V210H189ZM222 211V210H220ZM43 212V211H42ZM109 212V210H108ZM114 212V211H113ZM112 212V213H113ZM132 212V211H131ZM235 212V211H234ZM81 213V212H80ZM152 213V212H151ZM166 213V212H165ZM164 213V214H165ZM174 213V212H173ZM172 213V214H173ZM178 213H176L178 215ZM186 213V211L184 212V214ZM251 213V212H250ZM30 214V215H31ZM44 214V213H43ZM136 214V213H135ZM134 214V215H135ZM143 214V213H142ZM190 214V212H189ZM225 214V213H224ZM249 214V213H248ZM144 215V214H143ZM175 215V214H174ZM180 215V214H179ZM183 214L181 213V216ZM221 215V214H220ZM218 215V217L220 216ZM228 215V214H227ZM239 215V214H238ZM244 215V214H243ZM75 214L73 215V218ZM114 216V215H113ZM132 216V215H131ZM155 216V215H154ZM168 216V214H167ZM190 216V215H189ZM188 216V217H189ZM248 216V215H247ZM33 216L31 215V218ZM38 217V216H37ZM67 217V216H66ZM65 217V218H66ZM153 217V216H151ZM192 217V215H191ZM208 217V216H207ZM238 217V216H237ZM29 218V217H28ZM39 218V217H38ZM112 218V217H111ZM122 218V217H121ZM168 218V217H167ZM173 218V217H172ZM187 218V217H186ZM244 218V216H243ZM247 218V217H246ZM249 218V217H248ZM53 219V218H52ZM79 219V218H78ZM164 219V218H163ZM170 219V218H169ZM180 219V218H179ZM204 219V218H203ZM235 219V218H234ZM155 220V219H154ZM161 220V219H160ZM219 220V219H217ZM238 220V218H237ZM247 220V219H246ZM245 220V221H246ZM34 221V220H33ZM77 221V220H76ZM120 221V220H119ZM159 221V220H158ZM157 221V222H158ZM163 221V220H162ZM177 221V219H176ZM174 222L177 224V222ZM186 221V220H185ZM235 221V220H233ZM47 222V221H46ZM71 222V221H70ZM129 222V221H128ZM153 222V220H152ZM165 222V221H164ZM171 222L170 225L172 224L173 221H169ZM184 222V221H183ZM217 222V221H216ZM222 222V220L220 221ZM247 222V221H246ZM245 222V223H246ZM53 223V222H52ZM133 223V222H132ZM149 223V222H148ZM155 223V222H154ZM153 223V225H154ZM187 223H188V220H187ZM235 223V222H234ZM241 223V222H240ZM134 224V223H133ZM158 224V223H157ZM228 224V223H227ZM66 225V224H65ZM124 225V224H123ZM141 225V224H138V226ZM151 225V224H150ZM160 225V224H159ZM169 225V226H170ZM206 225V224H205ZM245 225V224H244ZM249 225V224H248ZM62 226V225H61ZM152 226V225H151ZM155 226V225H154ZM163 226V222H162V225L160 227ZM181 226V225H179ZM241 226V225H239ZM251 226V225H250ZM43 227V226H42ZM41 227V228H42ZM50 227V226H49ZM52 227V226H51ZM50 227V228H51ZM56 227V226H55ZM158 227V226H157ZM213 227V226H212ZM34 228V227H33ZM65 230H66V227H64ZM124 228V227H123ZM122 228V229H123ZM148 228V226H147ZM151 228V227H150ZM182 228V227H181ZM235 228V227H234ZM36 229V228H35ZM54 229V228H53ZM62 229V227H61ZM68 229V228H67ZM72 228H69V230H71ZM143 229V228H142ZM160 229V228H159ZM159 229H157L159 231ZM201 229V228H200ZM214 229V228H212ZM249 230V228H247ZM33 230V229H32ZM124 230V229H123ZM131 230V229H130ZM138 230V228H137ZM141 230V229H139ZM148 230V229H146ZM151 230V229H150ZM154 229L152 228V231ZM166 230V229H165ZM168 230V229H167ZM166 230V231H167ZM172 230V229H171ZM220 230V229H219ZM243 230H245V227H243ZM1 231V230H0ZM36 231V230H35ZM49 231L51 232V230L49 229ZM56 231V230H54ZM144 231V229H143ZM142 231V232H143ZM151 231V232H152ZM155 231V230H154ZM161 231V230H160ZM181 231V229L179 230ZM200 231V230H199ZM210 231V230H209ZM231 231V230H230ZM233 231V229H232ZM46 232V231H45ZM68 232V230H67ZM138 232V231H137ZM140 232V231H139ZM142 232H140L141 235H144L142 234ZM149 232V234L151 233ZM212 232V231H211ZM210 232V233H211ZM243 232V231H242ZM248 232V231H247ZM1 233V232H0ZM52 233V232H51ZM68 233V234H69ZM123 233H126V232H123ZM148 233V232H145V234ZM158 233V232H157ZM160 233V232H159ZM163 233V232H162ZM165 233V231H164ZM185 233V232H184ZM233 233V232H232ZM237 233V232H235ZM48 234V233H47ZM53 234V233H52ZM65 234V233H64ZM133 234V233H132ZM153 234V233H151ZM161 234V233H160ZM230 234V233H229ZM248 234V233H247ZM2 235V234H1ZM34 234L32 233V236ZM37 235V234H36ZM67 235V234H66ZM126 235H129L126 233ZM137 235V234H136ZM139 235V234H138ZM157 235V234H156ZM163 235V234H161ZM181 235V234H179ZM178 235V236H179ZM187 235V234H186ZM192 235V234H191ZM209 235V234H208ZM213 234H211L212 236ZM234 234H232L233 236ZM236 235V234H235ZM244 235V234H243ZM3 236V235H2ZM63 236V235H62ZM125 236V235H124ZM130 236V235H129ZM159 236V235H158ZM165 236V235H164ZM168 236V235H167ZM173 236V235H172ZM177 236V238H178ZM203 236V235H202ZM229 236V235H228ZM227 236V237H228ZM35 237V235H34ZM45 237V236H44ZM57 237V236H56ZM135 237V236H134ZM141 237V236H140ZM143 237V236H142ZM141 237V238H142ZM157 237V236H156ZM182 236H180L181 238ZM226 237V236H225ZM31 238V237H30ZM58 238V237H57ZM55 238V239H57ZM174 238V237H173ZM216 238V237H215ZM234 238V236H233ZM244 238V236H243ZM125 239V238H124ZM183 239V238H182ZM5 240V239H4ZM12 240V239H11ZM123 240V239H122ZM142 240V239H141ZM144 240V239H143ZM154 240V239H153ZM156 240V238H155ZM175 240V239H174ZM229 240V239H228ZM235 240V239H234ZM74 241H76L74 243ZM148 241V239H147ZM169 241V239H168ZM172 241V240H171ZM179 239H178V243H179ZM190 241H193V240H190L189 239V242ZM198 241V240H197ZM212 241V240H211ZM220 241V240H219ZM231 241V240H230ZM55 242V241H54ZM60 242V241H59ZM130 242V241H129ZM144 242V241H143ZM153 242V241H152ZM156 242V241H155ZM154 242V243H155ZM163 242V241H162ZM174 241H172L173 243ZM175 242H177V239L175 240ZM181 242V241H180ZM188 242V241H187ZM186 243V244H189ZM222 242V241H221ZM232 242V241H231ZM258 242V241H257ZM141 243V242H140ZM139 243V244H140ZM149 243V242H148ZM151 243V242H150ZM153 243V244H154ZM159 243V242H158ZM157 243V244H158ZM184 243V242H183ZM245 243V242H244ZM156 244V243H155ZM182 244V243H181ZM180 244V245H181ZM195 244V243H194ZM216 244V243H215ZM219 246V250L220 247H222L220 244H223V243H218ZM226 244V243H225ZM246 244V243H245ZM251 244V243H250ZM111 245V244H110ZM143 245V244H142ZM152 245V244H150ZM165 245H166V242H165ZM174 245V244H173ZM177 245V244H176ZM196 245V244H195ZM155 246V245H154ZM168 246V245H167ZM179 246V244L177 245ZM251 247L253 246L252 244L250 245ZM159 251L161 249V246L159 248V246H157ZM2 248V247H1ZM58 248V247H57ZM128 248V247H127ZM142 249V247H140ZM148 245H147V249H148ZM154 248V247H153ZM173 248V247H172ZM176 248L178 247H174V249L176 250ZM212 248V247H211ZM215 248V246H214ZM228 248V246H227ZM227 248L223 249L224 251L227 250ZM255 248L260 250V256L264 258V236L261 237L260 241L258 243H255ZM130 249V248H129ZM155 249V248H154ZM180 249V248H179ZM186 249V248H185ZM191 249V248H190ZM2 250V249H1ZM146 250V249H144ZM152 250V249H151ZM175 250H173V255L175 254ZM184 250V249H183ZM181 249V251H183ZM211 250V249H210ZM252 250V248H251ZM142 251V250H141ZM153 251V250H152ZM189 251V250H188ZM250 251V250H249ZM150 252V250H149ZM154 252V251H153ZM158 252V250H157ZM163 252V250H162ZM180 252V251H179ZM184 252V251H183ZM182 252V254H183ZM226 252V251H225ZM245 252V251H244ZM8 253V252H7ZM128 253V252H127ZM151 253V252H150ZM159 253V252H158ZM164 253V252H163ZM172 253V252H171ZM181 253V252H180ZM188 253V252H187ZM186 254H183V255H174V256H180L178 257V264H186V259H185V255ZM74 254V253H73ZM152 254V253H151ZM211 254V253H209ZM220 254V253H219ZM222 254V252H221ZM13 255V256H14ZM171 255V254H169ZM168 255V256H169ZM203 254H201V251L198 250L197 253L194 254V260L195 259H199V260H202V256ZM206 254H204L205 256ZM223 255V254H222ZM226 255V254H225ZM76 256V255H75ZM167 256V253L166 255ZM209 256V255H208ZM229 256V255H228ZM259 256V257H260ZM146 257V256H145ZM160 257V256H159ZM169 257H172L169 256ZM210 257V256H209ZM212 257V256H211ZM219 257V256H218ZM150 258V257H149ZM152 258V257H151ZM163 258V256H162ZM161 258V260H162ZM57 259V258H56ZM61 259V258H60ZM160 259V258H159ZM173 259V258H171ZM167 260H168V257H167ZM177 258H175L174 261H176ZM153 261V260H152ZM211 261V260H210ZM260 261V260H259ZM27 262V261H26ZM213 262V260H212ZM30 263V262H29ZM150 263V262H149ZM166 263V261H165ZM176 263V262H175ZM193 263V261H192ZM261 263V262H260ZM174 264V263H173ZM195 264V263H194ZM212 264V263H210ZM225 264V263H224ZM227 264H228V261H227Z\"/></svg>","mask_w":264,"mask_h":264}]
</instances>
